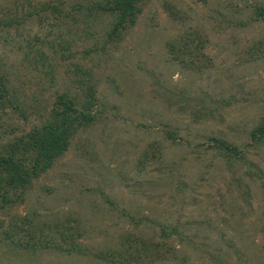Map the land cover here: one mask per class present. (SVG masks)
Here are the masks:
<instances>
[{"label": "rangeland", "instance_id": "obj_1", "mask_svg": "<svg viewBox=\"0 0 264 264\" xmlns=\"http://www.w3.org/2000/svg\"><path fill=\"white\" fill-rule=\"evenodd\" d=\"M96 1L0 0V78L13 103H0V148L43 123L59 95L97 100V121L0 214L5 228L77 219L84 254L15 249L0 228V264H107L98 251L129 233L163 240L162 227L176 253L161 264H264V137H251L264 127V58L250 51L264 39V0H152L122 38ZM52 2L60 13L45 9ZM195 32L207 59L194 72L168 44Z\"/></svg>", "mask_w": 264, "mask_h": 264}, {"label": "trees", "instance_id": "obj_2", "mask_svg": "<svg viewBox=\"0 0 264 264\" xmlns=\"http://www.w3.org/2000/svg\"><path fill=\"white\" fill-rule=\"evenodd\" d=\"M151 1L98 0L93 3L94 6L90 4V9L110 18V34H118L122 38L124 32L136 25L144 6ZM60 6L52 2L47 3L45 9L60 13ZM255 13L257 20H264V6L256 8ZM205 45V38L199 32L185 33L170 42L168 50L173 61L195 72L205 66ZM250 51L253 58L263 59L264 39L254 43ZM88 90L94 91V88L91 86ZM8 94V80L0 78V103L8 100L13 104ZM96 106L97 100L92 94H88L82 102L68 94L59 95L43 123L15 136L0 148V214L24 201L33 183L47 174L54 163L66 154L74 136L97 121ZM176 133L169 131V138L176 141ZM251 137L252 140L261 141L264 127L254 130ZM210 141L216 145V149L230 156L239 157L241 154L238 147L223 140L212 138ZM157 150L160 155V148ZM144 155L149 159L147 153ZM0 226L15 249L32 253L49 250L61 255H81L85 252L79 241L83 239L85 230L77 219L31 223L17 217L9 227L5 228L3 223ZM173 232L176 233V230ZM162 233L163 240L141 234H126L121 237L116 249L100 250L96 257L107 264H161L176 253V247L169 241L173 233H169L165 227H162Z\"/></svg>", "mask_w": 264, "mask_h": 264}]
</instances>
